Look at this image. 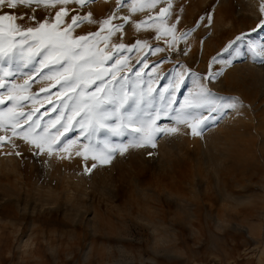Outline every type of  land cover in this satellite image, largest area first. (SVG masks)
<instances>
[{
  "label": "rangeland",
  "instance_id": "374dc122",
  "mask_svg": "<svg viewBox=\"0 0 264 264\" xmlns=\"http://www.w3.org/2000/svg\"><path fill=\"white\" fill-rule=\"evenodd\" d=\"M255 1L258 9L253 14L250 0H157L154 8L145 7L136 14L131 11L134 0H87L83 7L74 2L65 6V23L71 22L73 14L88 12L95 21H85L73 36L100 32L99 22L110 15L114 18L101 36L108 35V27L123 24L98 44L106 54H113L105 67L126 60V66L117 65L115 73L126 79V91L131 94L135 86L137 93H147L151 88V106L144 107L161 109L156 124L178 131L158 133L154 148L116 150L110 163L97 161V167L87 172L85 167L93 163L91 155L85 160L75 154L89 143L78 125L64 137L77 140L70 149L71 158L57 147L51 153L47 146L41 151L10 129H0V136L6 137L0 143V264H264V71L258 84L248 88L219 77L232 63L247 59V53L264 64V56L249 48L250 41L261 44L254 34L264 31H253L264 19L261 0ZM169 2L172 8L165 22L176 25L174 41L163 31L156 38L160 9ZM59 8L33 4L3 11L28 14L25 23L36 26V21L55 22ZM32 14L36 20L29 18ZM219 15L222 27L213 32L211 26ZM125 16L127 22L122 19ZM137 40L140 44L132 51L113 48L120 43L131 48ZM37 65L34 62L21 70L13 61L14 75L8 79L23 84L29 79L24 71L31 70L30 87L23 94L34 98L22 101V110L39 109L34 118L47 124L62 110L67 112L59 103L65 93L55 81L39 79L32 71ZM210 72L220 75L209 79ZM178 73L183 76L177 88ZM200 85L209 89V103L216 101L222 113L237 103L238 113L244 115L238 128L230 129L232 134L226 128L228 132L217 142L203 138L218 123L217 112L199 110L211 117L199 136L173 118L185 99L200 91ZM41 87L48 91L41 93ZM6 92L7 88H0L1 94ZM10 107L7 99L0 104V110ZM105 139L113 145L127 144L131 129L121 136L102 130L93 137L92 146L103 148L98 142Z\"/></svg>",
  "mask_w": 264,
  "mask_h": 264
},
{
  "label": "snow or ice",
  "instance_id": "6c2138e0",
  "mask_svg": "<svg viewBox=\"0 0 264 264\" xmlns=\"http://www.w3.org/2000/svg\"><path fill=\"white\" fill-rule=\"evenodd\" d=\"M70 2L83 7L87 0H0V88H7L6 93L0 94V104H3L5 99L12 102V107L0 110V129L5 131L10 129L12 135H19L25 140H30L41 151L47 146L48 152L51 153L52 148L57 147L60 151L68 153V158H71L70 149L77 144V140H66L64 137L72 130V127L78 125L80 135L89 143L82 146L83 151H76L75 154L82 156L85 160H88L91 155L93 163L90 167H85V171L90 172L97 167V161L101 164L110 163L116 150L124 152L129 147L151 146L154 148L158 133H174L178 129L157 125L156 121L160 118L162 110L148 111L144 107V105L151 106V88L147 93L143 91L137 93L135 86L131 94L126 91V79L123 76L117 78L115 75L117 65L121 68L125 67L126 60H116L110 67H105L108 61L113 59V54H106L98 47V44L101 41H107L117 29L123 28V24L108 27V35L101 36V32L105 31V26L110 25L114 18L110 15L108 19L99 22L100 32L73 36L74 30L85 21L89 23L95 21L92 20V13L88 12L83 16L73 14L69 17L71 22L65 23L64 18L68 16L65 6ZM156 3L157 0H134L131 11L143 10L145 7L154 8ZM33 4L44 7L60 5L59 11L55 12V22L36 21V26H28L25 23L28 14L17 15L3 11L4 9L15 10L20 5H27L31 8ZM171 8L172 4L169 2L167 8L160 9L161 24L157 25V39L161 31L171 34L173 41L176 39L174 35L176 25L167 26L165 22V17L170 14ZM259 10L264 14V0H261ZM29 18L36 20L34 14ZM122 19L127 22L129 17L125 16ZM207 19L211 22L212 17L208 16ZM136 27L139 29L140 23H137ZM260 29H264V19H261L253 31ZM181 35H187V33ZM244 35L236 37V40L243 39ZM139 44L140 41L137 40L131 48L123 43L115 44L113 48L117 52L132 51ZM249 48L254 54L264 56V44L250 41ZM155 51H162V49L156 48ZM38 57L39 60H37ZM212 59L215 62L216 57ZM5 61L8 67L3 66ZM13 61L17 62L21 70L36 62L38 66L33 67V72L38 73L42 80L55 81V84L59 85L61 91L65 93L59 103L64 105L67 112L62 110L61 115L55 120H49L47 124H43L39 118H34L33 113L38 112L39 109L24 112L22 101L34 98L23 94L30 87L31 73H24L29 79H26L23 84L12 83L8 78L14 75L11 67ZM144 63L147 67V63ZM218 75L220 73L210 72L208 78L214 79ZM182 76V73H178L177 88L182 81ZM140 79V73H137V81ZM199 87L200 91L190 99L186 98L180 109L176 110V116L173 117L178 124H186L193 136H199L211 119L210 116H202L199 113L201 108L208 106V98L211 95L207 87L204 85ZM47 91L45 87L40 88L41 93ZM233 99L239 100V98ZM171 103L172 101H169V107L163 109L165 113L170 109ZM126 105L128 108L125 107ZM237 106V103L228 105L229 108H237ZM74 120L75 124H72ZM113 120L115 123L112 122ZM129 128L132 139L127 144L113 145L105 139L98 142L103 144V148L92 146L93 137L102 130H106L113 136H121ZM5 141L6 137L0 136V143Z\"/></svg>",
  "mask_w": 264,
  "mask_h": 264
},
{
  "label": "bare ground",
  "instance_id": "6f19581e",
  "mask_svg": "<svg viewBox=\"0 0 264 264\" xmlns=\"http://www.w3.org/2000/svg\"><path fill=\"white\" fill-rule=\"evenodd\" d=\"M105 1V0H104ZM225 0H222V2H224ZM248 1V0H247ZM255 0H250V3H251V13H255L257 11V9L255 10ZM107 2V0H106ZM131 2V1H130ZM101 3V2H100ZM104 3V2H102ZM101 3V4H102ZM250 3H247V4H250ZM71 4V3H70ZM99 4V3H98ZM100 4V5H101ZM106 4V3H104ZM99 5V6H100ZM128 5V4H127ZM130 5V4H129ZM249 6V5H248ZM129 7V6H128ZM99 8V7H97ZM103 8V6H102ZM147 8V7H146ZM130 10V9H129ZM145 10V9H144ZM255 11V12H254ZM127 12V11H126ZM139 12V11H138ZM136 12V13H138ZM141 12V10H140ZM135 13V12H134ZM135 13V14H136ZM258 14V13H257ZM222 16L219 15L218 17V20L216 22H214L212 24V30L213 32L216 31V29H219L222 27V23H223V20H221ZM124 30V29H123ZM229 30V29H228ZM126 31V29H125ZM253 37V36H252ZM254 37L258 40H260V43L261 44H264V31H261L259 33H255L254 34ZM253 37V38H254ZM258 42V41H257ZM263 42V43H262ZM188 54L189 52H191L192 50V47H188ZM155 54V53H154ZM252 54H248L247 53V59H245L244 61H240V62H234L230 65V67L228 69L225 70L224 73H222L219 77L220 79L224 80V81H234V82H239V83H242V85L246 86L247 88L249 86H255L257 82H259L261 80V73L264 71V64L261 65V63H258L256 62V60H254V58H252ZM228 57V56H226ZM223 58V57H222ZM225 58V57H224ZM230 59V58H229ZM227 60V58H226ZM239 60V59H238ZM263 61V60H262ZM225 62V61H224ZM260 62V61H259ZM38 66V65H37ZM31 68V67H30ZM17 70V69H16ZM24 70V69H23ZM33 71V70H32ZM24 72L26 73H30L31 70H25ZM23 72V73H24ZM32 76V75H31ZM36 76V75H35ZM38 76V75H37ZM198 78H201L199 76H197ZM155 78V77H154ZM196 78V76H195ZM40 79V78H39ZM197 79V78H196ZM195 79V80H196ZM219 79V80H220ZM16 80V79H15ZM157 80V79H156ZM194 81H190L189 86L193 87V85L195 84ZM204 80V79H203ZM219 80H216V81H219ZM220 80V81H222ZM25 81V80H24ZM23 81V83H24ZM42 81V80H41ZM198 81V79L196 80ZM203 82V81H202ZM229 83V82H228ZM258 84V83H257ZM1 94V93H0ZM23 106V105H22ZM240 105L237 106V108H231L228 112H225V113H222L221 112V109H220V105L215 102H210L208 104V106L204 107V109L200 112L202 113L203 111H215L217 112V114H219V118H218V123L217 124H214L212 125L211 127H209L210 130H208L205 135H203V138L204 137H210L211 140H213L214 142H217L221 139V135H223V133H226L228 132L229 130V133H231V131L233 129H236L238 128V125L241 123V121L244 119V115L238 113V111L240 110ZM239 107V108H238ZM218 108V110H217ZM242 106H241V110H242ZM204 114V113H203ZM216 114V113H215ZM202 115V114H201ZM247 119L249 120V118L252 119V116L250 115H246ZM264 118V117H263ZM260 119V118H259ZM226 128L228 130H226ZM232 129V130H230ZM234 132V131H233ZM176 134V132H174ZM228 133V134H229ZM164 134V133H163ZM219 139V140H218ZM228 138L225 137V140H227ZM26 142V141H25ZM219 143V142H218ZM73 146H77V145H73ZM52 158V157H51Z\"/></svg>",
  "mask_w": 264,
  "mask_h": 264
}]
</instances>
